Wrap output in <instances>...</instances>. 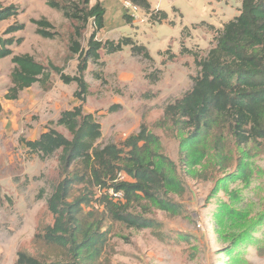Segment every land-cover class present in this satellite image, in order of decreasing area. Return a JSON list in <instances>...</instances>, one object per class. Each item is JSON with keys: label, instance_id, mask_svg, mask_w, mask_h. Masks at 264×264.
I'll use <instances>...</instances> for the list:
<instances>
[{"label": "rangeland", "instance_id": "rangeland-1", "mask_svg": "<svg viewBox=\"0 0 264 264\" xmlns=\"http://www.w3.org/2000/svg\"><path fill=\"white\" fill-rule=\"evenodd\" d=\"M48 1L0 0L20 10L18 16L0 22V36L16 40L10 47L13 55L29 53L50 72L47 81L8 99L15 64L13 55L0 58V264H15L19 251L46 261L69 259L66 249L39 237L54 221L48 198L65 175L61 151L43 158L22 140L38 139L50 129L71 138L56 122L65 110L81 104L75 96L77 84L64 83L52 65L65 74H77L79 54L71 51L72 41L87 48L94 25L90 20L82 36H76L75 26L80 23L50 7ZM55 1L84 6V0ZM96 1H102L108 13L97 38L103 42L131 38L147 46L152 58L134 51L132 45L114 53L102 48L98 61H88L89 94L83 110L101 124L98 143L102 145L124 148L128 136L145 125L149 140L140 143L141 154L166 168L176 183L166 185L161 193L174 209L164 210L141 198L129 210L152 219L156 226L129 228L107 214L97 201L104 189L92 176H85L80 161L74 162L67 175L74 178L71 199H86L81 231L97 230L100 240L99 250L91 252L86 263L264 264V140L239 145L227 130H220L224 127L220 122L214 134L191 138L192 130L185 123L166 114V107L188 92L199 74L194 54L199 59L207 55L241 3L237 7L236 0H149L168 18L148 17L140 22L125 0H90V6ZM124 14L133 20H126ZM41 18L52 23L55 38L37 33L34 20ZM17 22L25 28L10 32Z\"/></svg>", "mask_w": 264, "mask_h": 264}, {"label": "trees", "instance_id": "trees-1", "mask_svg": "<svg viewBox=\"0 0 264 264\" xmlns=\"http://www.w3.org/2000/svg\"><path fill=\"white\" fill-rule=\"evenodd\" d=\"M127 1L139 6L150 19L168 18L165 10L153 9L149 0ZM238 1L241 3L239 14L223 24L215 46L204 58L199 59L194 54L200 70L194 78L192 88L166 107L169 117L185 123V127L192 130L191 138H199L203 133L214 134L216 123L220 122L224 124L220 130H227L239 145L264 140V0ZM83 4V7H70L55 0L48 1L50 7L63 11L65 17L80 23L75 26L76 36H82L81 30L90 20L94 25L87 48H83L78 40L72 41L71 51L79 54L77 74H65L61 67L52 65V70L60 74L64 83L77 84L75 96L81 104L65 110L56 122L69 131L71 138L50 129L38 139L22 140L29 149L43 158L61 151L60 162L65 175L48 198V209L53 214L54 221L39 237L47 244L66 249L69 259L60 262L46 261L19 251L15 264H87L91 252L99 250L97 230L81 231L80 214L86 199L82 196L71 199L74 178L67 174L74 162L80 161L87 170L85 176H92L97 185L106 190L99 194L97 201L103 205L107 214L129 228L156 226L152 219L129 210V205L141 198L164 210L175 208L174 203L164 200L161 193L166 185L176 183V178L166 168L156 166L141 154L140 143L149 140L146 126L143 125L139 132L129 135L123 144L124 148L114 143L102 145L98 143L102 137L101 124L93 113H85L83 110V103L89 94V84L85 79L88 61H98L102 48L108 53H114L132 45L134 51L152 58L145 45H138L131 38L118 42H103L98 39L97 34L105 26L106 9L101 1L90 6V0H84ZM19 11L13 4H0V22L18 16ZM124 18L133 20L129 14H124ZM34 22L39 35L55 38L56 32L52 31L53 25L48 19L41 18ZM24 28V23L17 22L9 31L16 32ZM187 28L188 26L183 30ZM15 41V38L0 36V58L13 55L10 47ZM186 51L192 53L189 49ZM12 60L15 67L11 74L12 86L6 94L8 99L18 98L24 89L36 82L47 81L50 77L48 68L29 53L13 55ZM126 149L128 151L124 155ZM121 171L128 173L130 178L115 181ZM110 188L121 191L122 198L110 195Z\"/></svg>", "mask_w": 264, "mask_h": 264}, {"label": "built area", "instance_id": "built-area-1", "mask_svg": "<svg viewBox=\"0 0 264 264\" xmlns=\"http://www.w3.org/2000/svg\"><path fill=\"white\" fill-rule=\"evenodd\" d=\"M125 3H126L127 9L130 10V13L135 18V20L143 22V21H146V19L149 17L145 13H143L142 16L140 15V12H142V10L139 6L134 5L130 1H126ZM126 179H128V177L124 174V172L121 171L117 174V178L115 181L126 180ZM104 192H106V190H104ZM108 193L117 199L122 198L123 196V193L121 191H115L113 188L108 189Z\"/></svg>", "mask_w": 264, "mask_h": 264}, {"label": "crops", "instance_id": "crops-1", "mask_svg": "<svg viewBox=\"0 0 264 264\" xmlns=\"http://www.w3.org/2000/svg\"><path fill=\"white\" fill-rule=\"evenodd\" d=\"M124 1V0H123ZM238 3H239V5L237 6V7H240V2L238 1V0H236ZM102 2V1H101ZM124 2H126V0L124 1ZM151 2V1H150ZM102 4H103V2H102ZM151 4H152V2H151ZM153 6V5H152ZM154 7V6H153ZM153 9H155V8H153ZM108 14V13H107ZM106 14V16H105V19L107 20V17H108V15ZM238 14H239V11H238ZM238 14H236V15H238ZM235 15V16H236ZM234 17V16H233ZM230 20V19H229ZM229 20H227V21H229ZM205 21V20H204ZM226 21V22H227ZM207 22V21H206ZM210 23H213V22H210ZM147 47V46H146ZM151 54V53H150Z\"/></svg>", "mask_w": 264, "mask_h": 264}]
</instances>
